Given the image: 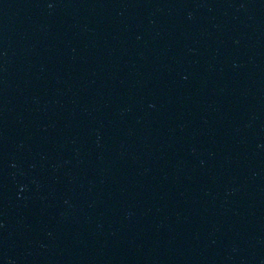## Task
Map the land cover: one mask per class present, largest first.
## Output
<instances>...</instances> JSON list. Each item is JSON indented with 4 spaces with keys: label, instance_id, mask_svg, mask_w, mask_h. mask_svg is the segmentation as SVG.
Returning <instances> with one entry per match:
<instances>
[{
    "label": "water",
    "instance_id": "1",
    "mask_svg": "<svg viewBox=\"0 0 264 264\" xmlns=\"http://www.w3.org/2000/svg\"><path fill=\"white\" fill-rule=\"evenodd\" d=\"M0 264H264V0H0Z\"/></svg>",
    "mask_w": 264,
    "mask_h": 264
}]
</instances>
